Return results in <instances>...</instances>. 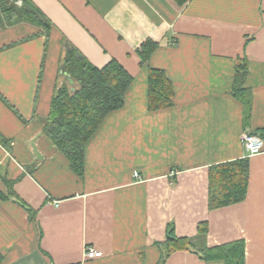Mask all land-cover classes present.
Returning <instances> with one entry per match:
<instances>
[{"label": "crops", "instance_id": "1", "mask_svg": "<svg viewBox=\"0 0 264 264\" xmlns=\"http://www.w3.org/2000/svg\"><path fill=\"white\" fill-rule=\"evenodd\" d=\"M33 2L54 25L48 38L27 22L0 29V95L18 112L0 98V193H16L0 198L2 264H158L166 243L176 250L165 264H226L195 250L236 241L245 264H264V151L249 156L242 142L244 131L264 129V0ZM64 38L97 67L116 59L133 77L124 105L86 145L83 178L43 135L57 89L76 87L62 71ZM149 39L160 44L149 65L174 91L155 111L136 53ZM244 64L247 129L232 95ZM244 158L246 199L210 209L211 167ZM88 247L103 255L86 258Z\"/></svg>", "mask_w": 264, "mask_h": 264}, {"label": "trees", "instance_id": "2", "mask_svg": "<svg viewBox=\"0 0 264 264\" xmlns=\"http://www.w3.org/2000/svg\"><path fill=\"white\" fill-rule=\"evenodd\" d=\"M184 6L189 0H174ZM21 22L31 23L44 30L48 38L54 25L33 0H0V29ZM62 45L65 56L62 62L63 74L74 81L76 87L64 83L53 97L51 110L43 128V135L50 144L63 153L70 162L72 171L83 178L85 173V148L106 117L120 109L133 77L116 59L104 67L94 65L67 38ZM160 47L153 40H146L136 53L141 66L149 67V109L155 111L172 105L173 86L163 70L150 67L149 63ZM248 74L246 64L241 65L235 75L232 95L243 106L244 128L252 121L253 94L245 87ZM74 89V90H73ZM0 98L16 113L1 95ZM21 118V116H20ZM264 139V129L259 131ZM5 143V140L1 139ZM250 161L248 158L216 165L210 169L209 207L216 209L243 202L248 194ZM11 195H16L11 192ZM0 193L1 199L11 197ZM31 211L32 218L36 212ZM201 237L205 236L207 224L199 226ZM168 241H176L173 225L168 226ZM162 258L158 264H165L176 248L162 244ZM205 261L222 260L226 264H245V242L236 241L213 248L196 249ZM4 258L0 254V264Z\"/></svg>", "mask_w": 264, "mask_h": 264}, {"label": "built area", "instance_id": "3", "mask_svg": "<svg viewBox=\"0 0 264 264\" xmlns=\"http://www.w3.org/2000/svg\"><path fill=\"white\" fill-rule=\"evenodd\" d=\"M242 142L244 149L249 156H254L262 153L264 151V139L259 135L255 134L250 130L244 131L242 134ZM175 172H172L174 175ZM135 178H140L138 173H135ZM103 255L102 252H98L94 247L86 248V258L95 259Z\"/></svg>", "mask_w": 264, "mask_h": 264}, {"label": "water", "instance_id": "4", "mask_svg": "<svg viewBox=\"0 0 264 264\" xmlns=\"http://www.w3.org/2000/svg\"><path fill=\"white\" fill-rule=\"evenodd\" d=\"M70 83L71 84H74V81L72 79H70ZM74 90V89H73ZM255 134H257V132H254ZM38 138H35L33 141H32V147H33V150H34V153L36 154L37 158L39 160H43L44 157L41 155V153L39 152L38 150V147L36 145V141H37Z\"/></svg>", "mask_w": 264, "mask_h": 264}, {"label": "rangeland", "instance_id": "5", "mask_svg": "<svg viewBox=\"0 0 264 264\" xmlns=\"http://www.w3.org/2000/svg\"><path fill=\"white\" fill-rule=\"evenodd\" d=\"M66 83H69V82H66Z\"/></svg>", "mask_w": 264, "mask_h": 264}]
</instances>
